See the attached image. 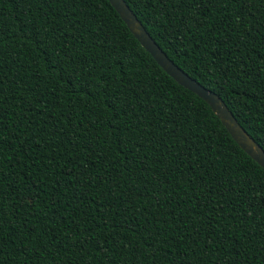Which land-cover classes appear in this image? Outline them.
I'll return each mask as SVG.
<instances>
[{
	"label": "trees",
	"instance_id": "1",
	"mask_svg": "<svg viewBox=\"0 0 264 264\" xmlns=\"http://www.w3.org/2000/svg\"><path fill=\"white\" fill-rule=\"evenodd\" d=\"M264 152V0H123ZM0 264H264V170L107 0H0Z\"/></svg>",
	"mask_w": 264,
	"mask_h": 264
},
{
	"label": "water",
	"instance_id": "2",
	"mask_svg": "<svg viewBox=\"0 0 264 264\" xmlns=\"http://www.w3.org/2000/svg\"><path fill=\"white\" fill-rule=\"evenodd\" d=\"M118 14L129 33L151 56L155 63L180 87L202 100L218 119L235 144L259 167L264 170V152L244 133L221 99L213 92L201 87L176 67L157 47L136 20L123 0H107Z\"/></svg>",
	"mask_w": 264,
	"mask_h": 264
}]
</instances>
